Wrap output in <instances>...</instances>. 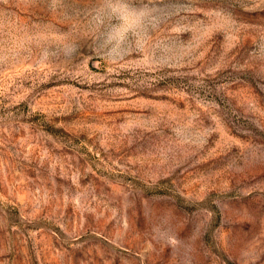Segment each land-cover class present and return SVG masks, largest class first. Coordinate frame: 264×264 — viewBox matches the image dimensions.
<instances>
[{
	"label": "rangeland",
	"instance_id": "rangeland-1",
	"mask_svg": "<svg viewBox=\"0 0 264 264\" xmlns=\"http://www.w3.org/2000/svg\"><path fill=\"white\" fill-rule=\"evenodd\" d=\"M0 264H264V0H0Z\"/></svg>",
	"mask_w": 264,
	"mask_h": 264
}]
</instances>
